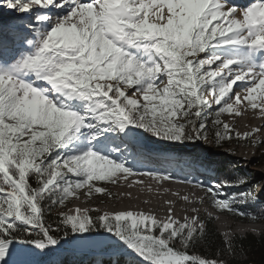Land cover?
I'll list each match as a JSON object with an SVG mask.
<instances>
[{
  "label": "snow or ice",
  "instance_id": "obj_1",
  "mask_svg": "<svg viewBox=\"0 0 264 264\" xmlns=\"http://www.w3.org/2000/svg\"><path fill=\"white\" fill-rule=\"evenodd\" d=\"M0 10L18 14L0 23V264L96 250L115 264H239L256 229L221 233L198 207L178 216L168 201L160 218L68 205L144 176L203 189L189 204L264 219L261 178L224 172L234 152L203 147L264 148V129L226 119L264 110V0H0Z\"/></svg>",
  "mask_w": 264,
  "mask_h": 264
},
{
  "label": "rangeland",
  "instance_id": "obj_2",
  "mask_svg": "<svg viewBox=\"0 0 264 264\" xmlns=\"http://www.w3.org/2000/svg\"><path fill=\"white\" fill-rule=\"evenodd\" d=\"M16 15L14 13H8L6 10H0V23L8 24V23H16ZM261 114H264V110L257 109V110H251L250 108L245 111L241 116L239 117H232L228 116L226 117L227 121L230 123V125L234 126L235 131H238L240 133H244L248 130H253L255 128H262L264 129L262 125L264 117L261 118ZM261 137H264V131L258 134ZM209 145H203V147L210 148L212 152H225V151H233L234 155L231 157H228L224 164L228 166H232L234 168V172H239L247 175V173H251L250 179L255 180L257 177H260V184L262 187H264V148H256L251 146L250 143L247 145L244 143H232L229 146H226L225 148H222L221 150H213L211 147H208ZM210 155L213 156V159L219 160L220 157H216V153H211ZM250 161V163L247 166V171L244 170V168L239 167L235 164V161ZM175 171L177 174L182 175L183 173L180 172L179 169L175 168ZM203 179V177H201ZM123 179H121L116 185H109L105 184L102 185L112 193L111 197L109 196H101L94 194L90 199L83 195L82 193L79 194L78 199H73L72 203L68 205L69 208H75L80 207L83 208H93V209H100L101 211H109L108 207L111 204H115V195H119V190L121 189V185L123 184ZM195 187V186H194ZM195 189L198 191V196L203 197L205 195L204 190L195 187ZM82 200H88L83 206L80 205V202ZM106 203V204H105ZM182 206H190L188 203L184 202ZM203 207L206 209V213H212L213 216H219L218 220L214 221L215 226L219 230V232H229V233H238L241 228L247 227L256 229V232L251 233L255 235H260L264 233V221L262 222H253L250 220H241L239 218L231 217L227 214H221L219 212H216L213 210V208L210 207V205L205 202L203 203ZM107 208V209H106ZM157 215V214H155ZM225 224H229L231 226L225 227ZM66 247V246H65ZM70 254L80 255L84 257L85 259H89V257H96L97 259H101L95 262V264H98L99 261H102L103 258H113V257H119V256H112L109 254H102L99 250L96 251H85V252H77L72 253L68 252ZM105 264V261H103ZM80 264H85V261H83ZM115 264V262H113Z\"/></svg>",
  "mask_w": 264,
  "mask_h": 264
},
{
  "label": "bare ground",
  "instance_id": "obj_3",
  "mask_svg": "<svg viewBox=\"0 0 264 264\" xmlns=\"http://www.w3.org/2000/svg\"><path fill=\"white\" fill-rule=\"evenodd\" d=\"M260 116L262 118L264 117V114H261ZM261 126L264 127V120ZM248 131L250 132V130ZM139 181H142V183H138ZM129 183L132 184L131 187L128 186ZM119 192V195H115L116 203L111 204L108 207L110 212L129 210L133 213L152 212L157 214L160 218H165L167 215V208L169 206L167 202L172 201L174 202L176 214L178 216L185 214V208L190 210L193 206L198 207L201 213H206V209L203 207V204L188 203L190 205L189 207L182 206L185 204L182 199L183 196L187 195L190 200L194 201L199 199V194L193 185L179 183L175 180L158 182L150 177L132 176L123 181ZM87 201L88 200H82L80 205L83 206V204ZM228 226L231 225L225 224V227Z\"/></svg>",
  "mask_w": 264,
  "mask_h": 264
},
{
  "label": "trees",
  "instance_id": "obj_4",
  "mask_svg": "<svg viewBox=\"0 0 264 264\" xmlns=\"http://www.w3.org/2000/svg\"><path fill=\"white\" fill-rule=\"evenodd\" d=\"M226 146H229V145H226ZM208 147H211L215 151L222 149V148H215L214 146H211V145H209ZM223 171L226 173H233L236 175H245L243 173L234 172V168L232 166L225 165L224 163H223ZM102 185H105V184H98V186H102ZM54 214L55 213H53V215ZM244 220L252 221L250 218L244 219ZM262 221H264V219L258 220L256 222H262ZM213 226L215 229H217L214 222H213ZM95 239L104 240L106 244L115 243L114 240H109L107 238V234L96 236ZM210 243L215 244L216 240L213 238V240ZM238 247H241V245L238 244ZM242 247L244 250V254H242L239 257V264H261L262 258H264V233L260 235L249 233L247 235V238L242 242ZM210 250L211 249L208 245H205L203 248V251H210ZM117 259H120V257L103 258L102 261H105V264H109V261H111L113 264V262H116ZM130 259H131L130 257L124 256L121 260V264H126V262L129 261ZM51 260H54L56 264H80L83 261H85V264H95L96 261L101 260V259H97L96 257H89V259H85L84 257L80 255L63 252L58 255L53 254V256L51 257ZM44 264H48L47 260L44 261Z\"/></svg>",
  "mask_w": 264,
  "mask_h": 264
}]
</instances>
